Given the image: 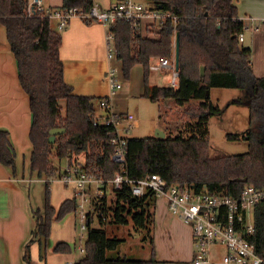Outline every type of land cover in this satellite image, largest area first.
Returning <instances> with one entry per match:
<instances>
[{
	"label": "trees",
	"instance_id": "trees-1",
	"mask_svg": "<svg viewBox=\"0 0 264 264\" xmlns=\"http://www.w3.org/2000/svg\"><path fill=\"white\" fill-rule=\"evenodd\" d=\"M142 1L176 16V23L169 18L161 24L143 21L140 31L134 32L130 23L117 21L108 27L113 34L112 55L120 62L125 80L134 65L142 66L143 95L157 103L161 120L182 121L184 131L175 136H129L125 145L128 177L140 179L156 173L166 180L167 186L177 185L197 192L221 191L231 196L239 195L246 184L264 187V75L253 73L250 48L238 38L244 22L233 0ZM92 3L93 0H63L59 8L88 9ZM27 5L28 0H0V23L6 28L18 80L28 96L30 171L44 179L45 185L43 208H30L32 228L22 247V260L24 264H35L30 253L33 243L39 246V259L45 260L52 222L71 212L78 213L76 194L57 208L50 202L51 180L64 176L53 155L63 165L68 162L72 168L91 173L102 182L103 193L98 199L90 198L92 205L87 208L83 253L72 264H155L153 251L146 259L108 255L116 252L124 241L116 234L118 227L130 221L146 233L152 246L150 230L154 225L157 195L148 189L136 196L128 183L118 189L110 185L109 181L120 170L119 164L111 160L112 126L95 123L94 116L100 110L98 100L74 94L64 80L59 52L61 29L56 20L55 23L53 18L39 13L28 16ZM176 33L179 34L178 84L150 87L149 66L153 59L173 60ZM214 87L242 91L236 101L249 108V127L242 136L248 147L245 152L210 154L208 119L224 112L210 99ZM54 127L65 130L50 142L49 130ZM226 138L241 137L239 133H227ZM0 164L16 177V150L4 128H0ZM108 183L113 196L110 201L106 192ZM253 217L255 231L250 239L263 252L264 200L255 204ZM106 224L112 228L106 229ZM52 250L69 252L72 246L60 241Z\"/></svg>",
	"mask_w": 264,
	"mask_h": 264
},
{
	"label": "crops",
	"instance_id": "crops-1",
	"mask_svg": "<svg viewBox=\"0 0 264 264\" xmlns=\"http://www.w3.org/2000/svg\"><path fill=\"white\" fill-rule=\"evenodd\" d=\"M118 1L95 0L104 8H109ZM42 2L45 7L51 9L59 8L63 4V0H42ZM233 4L236 6L240 18L246 22L254 23L258 27L257 30L246 32L243 41L246 44L244 46L249 47L251 51L250 60L253 73L256 76H263L264 0H233ZM106 31L107 27L103 23L98 21L87 22L79 17L71 18L68 24L60 30L59 52L63 64L64 80L72 87V92L76 95L92 96L97 100L108 95L105 79L106 69L113 66L117 70V66H121V64L118 60L116 63L114 56L110 58L108 55ZM135 68L143 70L139 64L134 65L131 70L133 71ZM118 77L123 82L122 73L118 72ZM125 82L130 88L129 78ZM155 85L149 80L150 87ZM123 87L124 84L111 95L113 108L118 113L128 111L124 110V107H119V105L122 106L121 100L128 98L129 94V92H120ZM143 92L144 81L138 93L143 95ZM98 113H101V110H98ZM0 128L8 131L10 141L15 147L17 170L14 178L11 171L0 164V264H24L22 247L30 235L33 220L30 215V208H43V187L45 185L44 179L35 178L33 180L30 175L32 145L29 139L30 109L28 96L19 83L16 61L7 39L6 28L1 23ZM38 181L41 183V187L33 184ZM26 182L29 184L27 185ZM35 189L41 192L43 197L34 195ZM50 190V202L56 208L63 200L73 198L76 194L73 184L65 183L60 179L51 180ZM89 193L91 196L90 189ZM153 211V229L156 231H153L152 248L148 250L149 253L146 255L150 257L153 251L155 264H224L221 261V256L225 252V248L220 244L212 245L209 256L210 263L194 261L192 229L177 215L173 214L171 218H167V213L170 211L165 196L156 197ZM77 226L80 230V243L75 245L74 231ZM120 229L121 226L118 227V230ZM84 230L85 228L82 229L78 222L77 212H72L63 221L52 222L50 234L53 239L52 244L56 239L59 242H68L72 248H78L80 252ZM55 234L57 237L53 238ZM53 247L54 245L51 246L50 243L46 259L40 260L38 257L39 246L37 243H33L30 247L32 261L35 264H72L75 261L76 257L72 250L54 252Z\"/></svg>",
	"mask_w": 264,
	"mask_h": 264
},
{
	"label": "built area",
	"instance_id": "built-area-1",
	"mask_svg": "<svg viewBox=\"0 0 264 264\" xmlns=\"http://www.w3.org/2000/svg\"><path fill=\"white\" fill-rule=\"evenodd\" d=\"M38 13L56 20L59 29H63L73 17H79L87 22L103 23L107 27L106 41L110 58L113 57V34L108 31L109 25L121 20L130 23L134 32H139L143 21L158 24L168 18L172 19L173 23L177 21V17L169 12L152 8L140 0H119L109 8L101 7L93 0L88 9L80 6L51 9L45 7L42 0H28L26 14L31 16ZM240 20L244 22L243 30L238 35L242 41L246 32L257 30L258 27L242 18ZM149 68L154 71L171 70L169 85L177 86L178 70L175 69L174 56L173 60L159 59L151 63ZM105 79L108 95L98 99L101 113L95 114L94 121L112 126L110 142L114 146V152L111 160L119 164L120 170L109 181L110 185L118 189L123 183H128L131 192L136 196L143 195L148 189L153 190L157 196H165L168 210L192 229L195 262L210 263L212 245L220 244L225 248L221 256L224 264H264V251L259 252L250 239L255 231L253 208L256 203L264 200V187L246 184L239 195L231 196L221 191L197 192L189 188L181 189L177 185L167 186L166 180L156 173L147 174L140 179L129 178L125 145L127 138L131 136L135 116L131 112L118 113L113 108L111 95L122 87L115 67L109 66L106 69ZM62 168L64 176L59 179L74 185L79 201L77 214L80 227L85 228L87 212L85 204L89 200V187L92 183L102 185V182L91 173L72 168L68 162ZM80 253H83V246H80Z\"/></svg>",
	"mask_w": 264,
	"mask_h": 264
},
{
	"label": "rangeland",
	"instance_id": "rangeland-1",
	"mask_svg": "<svg viewBox=\"0 0 264 264\" xmlns=\"http://www.w3.org/2000/svg\"><path fill=\"white\" fill-rule=\"evenodd\" d=\"M241 43L243 45H246L245 41L243 40L241 41ZM114 59L116 58L114 57ZM157 60H159V58L153 59L152 63L156 62ZM115 61L116 63H118L117 60ZM117 70L119 73H122V69L120 65L117 66ZM142 76H143V70L139 68H135L133 71L131 70L130 72V76H129L130 88H128L127 86L128 83L125 82L126 81L125 79L122 78L123 82L121 81L122 84H124V87L120 92L123 93L129 92V94L127 96L128 98H126L125 100H121L123 104L121 103L122 106L119 105V107H124V110H128L127 112H131L135 116V120L133 121V127L131 129L132 135L137 137L155 136L157 129L164 131L165 135H171V136H175L183 132L184 123L182 121L166 122L164 120H161L158 117L157 103L151 101L146 96H143L138 93L139 89L143 85ZM171 76H172L171 70H163V71L151 70L149 75V80L158 86H166V85L169 86L170 84L169 80ZM241 96H242V91L237 88L214 87L210 90V99L212 103L224 109V112L221 115H212L208 119V138L210 144V154L213 156L223 153L225 154L241 153V152H245L248 148L247 142L246 140L243 139L242 136L249 127V108L248 105L236 101ZM227 133H239L242 139L240 138L238 140H228L226 138ZM81 157L82 155L79 156V158ZM52 159L58 167L63 166L61 162L56 161V158L53 155H52ZM30 175L33 178V180H35V178L39 179L35 177L34 174L30 173ZM26 183L27 185L29 184L28 182ZM33 184H36V186L41 187V183H39V181ZM100 186L101 185L98 183H92V187H90L91 196L89 193L88 194L89 200L85 204L86 209L90 208V206L92 205L90 197L92 199L93 198L98 199V196H100L103 193V190L101 189ZM34 195H39L40 198L43 197L41 195V192H39L37 189H35ZM43 195H44V187H43ZM107 195H108V201L113 199L111 187L109 184L107 186ZM171 216H173L171 212L167 213V218H171ZM65 217L61 221H63ZM94 221L95 224L98 225L97 218H95ZM105 227L106 229L109 230L108 227L111 226H108V224H106ZM153 231L155 232L156 229H153V225H152V229L150 230L151 237L154 236ZM74 232L76 237L75 245L76 244L78 245V243H80L79 240L80 230L78 226L77 228L75 227ZM116 234L118 237L124 238V241L120 245V247L116 250V252L108 253V255L111 256L120 255L131 259H146V257L148 258L146 254L149 253L148 250H151V245L149 243V240H146L147 239L146 233L142 229L135 228L133 226V223L130 221L129 223L121 226V229L118 230ZM56 235L57 234H55L53 238L57 237ZM84 237H85V230H84ZM84 237L81 239L82 242L81 246H83ZM52 240H53L52 237H50L48 244L49 246L50 243L52 246L59 242L56 239L52 244ZM72 252L75 255L76 259H78L80 255L79 249L73 247Z\"/></svg>",
	"mask_w": 264,
	"mask_h": 264
},
{
	"label": "water",
	"instance_id": "water-1",
	"mask_svg": "<svg viewBox=\"0 0 264 264\" xmlns=\"http://www.w3.org/2000/svg\"><path fill=\"white\" fill-rule=\"evenodd\" d=\"M161 8V6H158ZM174 61H175V69L178 70V64H179V34L176 33L175 36V49H174ZM64 128L60 127H54L49 130V141L53 142L55 140V136L57 134L63 133ZM165 134L162 130L157 129L155 133V137H164Z\"/></svg>",
	"mask_w": 264,
	"mask_h": 264
}]
</instances>
